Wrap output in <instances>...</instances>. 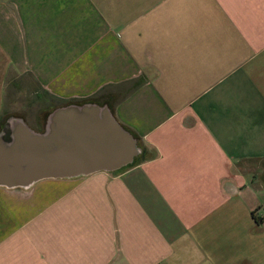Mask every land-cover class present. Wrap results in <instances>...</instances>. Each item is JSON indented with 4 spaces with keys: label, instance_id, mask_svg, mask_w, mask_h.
I'll use <instances>...</instances> for the list:
<instances>
[{
    "label": "crops",
    "instance_id": "obj_1",
    "mask_svg": "<svg viewBox=\"0 0 264 264\" xmlns=\"http://www.w3.org/2000/svg\"><path fill=\"white\" fill-rule=\"evenodd\" d=\"M15 99L41 133L107 105L140 152L0 186V264H264V0H0V123Z\"/></svg>",
    "mask_w": 264,
    "mask_h": 264
},
{
    "label": "water",
    "instance_id": "obj_2",
    "mask_svg": "<svg viewBox=\"0 0 264 264\" xmlns=\"http://www.w3.org/2000/svg\"><path fill=\"white\" fill-rule=\"evenodd\" d=\"M12 121L15 128L9 139L0 132V186L27 188L47 178L112 172L132 163L140 152L137 139L119 126L107 105L86 102L55 108L43 133L31 129L24 119ZM54 121L68 122L57 138L52 133ZM66 133L76 158H59Z\"/></svg>",
    "mask_w": 264,
    "mask_h": 264
},
{
    "label": "rangeland",
    "instance_id": "obj_3",
    "mask_svg": "<svg viewBox=\"0 0 264 264\" xmlns=\"http://www.w3.org/2000/svg\"><path fill=\"white\" fill-rule=\"evenodd\" d=\"M19 103H20V101L19 100L17 101L15 99V102L13 104V110H14L13 114L14 115L7 114L5 117V121L2 122V127L4 130L10 129V132H11L15 128V125L13 124L14 122L12 121V119L13 120L14 119H24L26 122V119L24 117L27 118V120L29 121L28 123H30L32 126H34V124L32 123V118L34 117L33 115H36L38 108L33 107V108H30L29 111H25V110L21 109V105ZM11 116H12V118H11ZM30 124H27V125H30Z\"/></svg>",
    "mask_w": 264,
    "mask_h": 264
},
{
    "label": "trees",
    "instance_id": "obj_4",
    "mask_svg": "<svg viewBox=\"0 0 264 264\" xmlns=\"http://www.w3.org/2000/svg\"><path fill=\"white\" fill-rule=\"evenodd\" d=\"M86 102H87V103L92 102V99H89L88 101H87V100H85V101H80L79 104H83V103H86ZM3 121H5V118H4V119L1 121V123H0V130L3 129V127H2V122H3ZM3 130H4V129H3ZM5 131H6V134H5V137H4V138H5V139H9V138L11 137V136H10V131H8V130H6V129H5ZM130 166H133V165H132V164H129L127 167H130Z\"/></svg>",
    "mask_w": 264,
    "mask_h": 264
},
{
    "label": "flooded vegetation",
    "instance_id": "obj_5",
    "mask_svg": "<svg viewBox=\"0 0 264 264\" xmlns=\"http://www.w3.org/2000/svg\"><path fill=\"white\" fill-rule=\"evenodd\" d=\"M7 130H8V129H7ZM8 131H10V129H9Z\"/></svg>",
    "mask_w": 264,
    "mask_h": 264
}]
</instances>
